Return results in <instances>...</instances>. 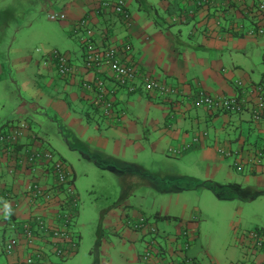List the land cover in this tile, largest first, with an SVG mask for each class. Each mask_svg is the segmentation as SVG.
<instances>
[{
  "label": "crops",
  "instance_id": "1",
  "mask_svg": "<svg viewBox=\"0 0 264 264\" xmlns=\"http://www.w3.org/2000/svg\"><path fill=\"white\" fill-rule=\"evenodd\" d=\"M36 1L43 10L51 11L49 15L56 13L55 6L60 4V10L56 14H64L65 19L56 22H60L61 28L80 43V35L75 33V27L81 20L90 17L93 39L98 48L117 47L123 58L162 82L171 92L166 96H157L142 91L139 94L119 91L116 95L114 117H106L97 105L95 93L85 90L82 85L84 81H93L96 75L85 70L84 47L81 44L80 64L73 62L74 58L66 53L78 71L70 79L63 78L56 72L50 53H47L50 60L44 57L46 63L38 62V68L35 63H30L31 57L20 63V66L22 63L25 64L26 74H16L15 82H22L20 86L24 92L28 91V88L38 87L44 105L41 101L39 105L41 110L32 113V109L23 103L10 116L3 118L0 130L3 127L9 128L18 120L28 122L30 126L33 122L40 127L47 123L43 136L35 133L31 126L28 139L34 149H48L46 140L48 134L57 133V126L63 125L71 132L73 139L82 137L86 146L90 143L95 148L96 151L88 147L86 153L82 152L87 158H91L88 152L90 149L91 153L97 154L98 159L94 162L98 168L107 170L108 168L105 169L103 165H112L113 168L108 170L118 174L130 184V187L134 186V177L142 172L146 174L142 177L144 181L150 182L157 177L150 175L156 166L154 157L150 162L152 165L145 164L147 159L138 160L140 151L147 152L148 147H151L154 154L156 146L162 144L169 148L168 152L171 154L172 149L179 150L189 146L187 150L173 156L191 160L192 168L202 171V175L204 172L202 178L206 176L208 181L201 185V177L195 179L187 174L186 176L194 183L188 182L186 187L172 185L167 190H162L166 194L177 190H197L198 186L210 187L217 194L216 189L221 185L222 187L247 185L254 189L261 187L264 191V160L261 166L247 164L251 153L260 149L264 152V119L255 121L247 111L242 114L209 112L194 104L195 97L201 92L217 97H230L238 95L242 90L250 92L263 82L264 71H259V64L264 63V35L257 38L248 36V30L244 26L245 20H251L249 8L259 0H232L234 5L228 12L225 10L226 12L221 15L212 17H207V12H203L205 10H198L195 5L197 0ZM105 1L124 2L130 15V24L127 26L124 19L111 10L102 11L100 5ZM172 3L176 5H170ZM244 6L249 7L248 10L244 9ZM193 12L198 13L192 15ZM184 14H187L186 21ZM177 25H186L189 29L184 33L180 29L182 27L175 28ZM13 65L15 64L12 63ZM109 76L108 71L97 75L107 79L108 86L112 87L113 83ZM255 76H258V79ZM50 89H54L56 93L52 98L45 93ZM34 115H37V118H34ZM44 116L47 117L46 122H41ZM23 141L25 143L27 139ZM68 146L75 148V145L69 142V138ZM222 149L239 152L241 161L236 155L225 157L220 152ZM102 153L111 155L102 158ZM245 163L247 165L244 173H238L236 164ZM50 176L51 174L44 170H39L36 176H33L30 171L17 164L13 155L0 154L1 228L11 225L12 220H25L37 213L46 216L49 222L54 221L56 206L35 208L26 197L27 187L32 181L39 180L42 184L50 185L52 183ZM176 176L172 175L171 179L178 180ZM197 182L199 183L192 188V184ZM126 194L124 199L119 200V205L107 214L105 220L112 223L110 225L113 228L112 232L119 233L122 240L147 242L146 230L140 231L134 226L139 219L149 220V217H146L135 203L127 204L131 196L135 197L133 190ZM184 211L183 214L186 215H176L170 211L155 212L153 216L155 222L160 221L157 220L158 217L171 216L178 219L164 221L175 222L179 226L175 232L159 231L157 237L173 249L174 255L171 260H181L185 255L198 262L196 255H190L193 244L191 249L183 254L181 241L176 240L178 235L185 231L189 232L190 238L196 237V231L189 227L194 222L188 221L196 222L198 218L191 215L190 210L187 212L184 208ZM257 229L264 232V227ZM252 230L242 231L237 227L233 231V239L237 241L238 246L247 244L243 232ZM241 233L242 239H239ZM42 245L45 246L46 243ZM238 246L234 248H239ZM45 249L51 250V245L47 244ZM242 252V257H239L238 254L228 255L226 251L221 261L215 259L216 264H264L263 254L245 249ZM23 254L24 248L21 247L13 256H8L4 253L3 244L0 243V264H17V260H20ZM139 255L140 253L136 255V261H139ZM162 263L167 264L168 261L163 258Z\"/></svg>",
  "mask_w": 264,
  "mask_h": 264
},
{
  "label": "rangeland",
  "instance_id": "2",
  "mask_svg": "<svg viewBox=\"0 0 264 264\" xmlns=\"http://www.w3.org/2000/svg\"><path fill=\"white\" fill-rule=\"evenodd\" d=\"M51 1L58 2V0ZM59 6L60 4H57L56 9L54 8L56 13L60 10ZM51 8L49 7V9ZM50 12L43 10L36 0H0V118H2L0 129L3 118L10 116L23 103H26L27 108L32 109V113L41 110V106H39L41 101L44 105L38 87L28 88V91L24 92L20 86L22 82H15L16 74H26L24 72L26 66L23 63L20 66L21 62L31 57L30 63H35L36 66L38 62L44 64L46 63L44 57L50 60L47 53L57 50L60 53L71 55L74 58L73 62L81 63V43L69 36L66 30L61 28L60 22L51 21L48 16ZM250 23V19L244 22L248 31ZM178 27H182L180 29L184 33L189 29L186 25L175 26V28ZM256 61L257 59H255ZM12 63L15 65L12 66ZM259 67L260 72L264 71L263 62L259 64ZM29 73H31L30 70ZM32 76L34 75L32 74ZM255 77L258 79V76ZM38 82L41 84L39 79ZM45 93L51 98L56 95L54 89ZM47 116L49 117V115ZM33 117L37 118V115ZM46 118L42 117L41 122H46ZM52 118L54 119L55 116ZM18 121H14V123L16 124ZM46 124L44 123L43 127H40L33 122L31 126L35 133L43 136L42 133L47 128ZM57 130V133L48 134L47 147L71 167L73 179L76 177L74 189L79 200L71 229L78 233L79 246L77 253L70 258L52 255L55 264H140L139 261H136V255L138 253L145 254L147 249L145 240H122L119 233L112 232L113 228L110 226L112 223L105 220L107 214L119 205V200L124 199L130 190H133L135 197L131 196L127 204L138 205L143 214L149 217L152 225H155L158 234L159 231L161 233L164 231L175 232L179 226L175 222H155L153 216L157 211L160 213L170 211L176 215H186L183 214L185 213L184 208H186L187 212L190 210L189 213L198 218L196 222L194 220L188 222H194L189 227L194 232L196 231V237L191 238L193 247L190 255H196L200 264H210L211 262L216 264L215 259L221 261L222 255L226 251L228 255L231 253L242 257V250L250 251V249L247 245L240 244L242 246H238L237 241L233 239V231L237 227L242 231L264 227V191L261 187L254 189L247 185L238 187H222L221 185L218 186L217 194H215L210 187L198 186L197 190H177L166 194L162 190H167L172 185L186 187L188 182L194 183L189 179V176H186L187 174L195 179L201 177V185H204L208 180L206 176L202 178L205 175L204 172L202 175V171L192 168L191 160L174 157L175 154L173 152L169 154V148L162 144L156 146L154 154L151 147H148L147 152L140 151L138 153L141 158L138 160L147 159L145 164L150 163L154 157L156 166L150 175L157 177L147 182L143 180L142 177L146 174L142 172L134 177V186L130 187V184L126 183L118 174L108 170L113 168L112 165L104 164L103 167L108 168L107 170L98 168L94 162L95 159H98L97 154L91 153L90 149L88 150L90 159L82 153H86L87 148L92 147L90 143L86 146L82 137L73 139L71 132L63 125L59 124ZM0 131H8V127H3ZM68 138L75 148H69ZM92 150L95 148L92 147ZM128 154L129 152L126 153V155ZM110 155V153H102V158ZM172 175H177L176 178L179 179H171ZM33 183L34 181L30 185ZM198 183L192 184V188ZM259 192L261 194H258ZM243 197L249 199L245 200L247 198ZM251 197L254 198L251 199ZM247 232L241 233L239 239H242V234L244 236ZM14 234L11 225L0 227V243L3 244V250ZM150 237L147 235L145 239L148 240ZM157 241L159 244L155 245L151 263L163 264L164 258L168 261L167 264H171V257L173 258L174 255L173 249L164 244L161 238L157 237ZM237 246L239 248H234ZM159 248L162 249V252H159Z\"/></svg>",
  "mask_w": 264,
  "mask_h": 264
},
{
  "label": "built area",
  "instance_id": "3",
  "mask_svg": "<svg viewBox=\"0 0 264 264\" xmlns=\"http://www.w3.org/2000/svg\"><path fill=\"white\" fill-rule=\"evenodd\" d=\"M232 0H197L196 6L200 8H212L220 14L229 11ZM260 4L254 12L250 14L255 27L250 28L248 36L261 37L264 35V0H259ZM102 11L111 10L124 19L125 24H130V15L126 11L124 2L115 3L103 2L100 5ZM191 15V13H190ZM187 16V14H185ZM49 18L53 21L65 19L64 14L51 13ZM90 17L80 21L75 27L84 49V67L86 71L93 72L96 78L93 81L82 83L85 90L95 93L96 102L103 114L108 118H113L115 114L116 95L119 91L128 94L144 92L150 95L166 96L171 92L162 82L145 73L133 62H129L120 54L117 47L109 46L100 49L94 41V32L90 26ZM54 61L56 72L66 79L73 78L78 72L67 54L55 50L50 53ZM106 70L110 74V81L113 86H108V80L97 77L104 74ZM103 71V72H102ZM242 87V85L240 84ZM195 106L211 111L224 112L228 114H242L249 112L253 120L262 121L264 119V80L256 85L250 92L242 90L236 96L217 97L203 92L194 99ZM31 133V126L26 121H18L8 128V131H0V154L12 156L17 164L23 169H27L31 174L36 175L39 170L49 172L53 176L50 185L42 184L39 180L28 186L26 197L35 208H46L56 206L54 221L49 222L46 216L39 213L30 215L27 219L14 221L11 226L14 236L10 238L5 247V254L13 256L21 247L24 248L23 257L17 260V264H55L52 255L68 258L76 253L78 248V236L72 231L73 217L76 214L78 205V195L73 185V172L71 167L51 149H34L28 136ZM27 139L24 143L23 140ZM19 148V149H18ZM189 146L179 150L172 149L171 152L178 154L187 150ZM225 157L238 156L239 152L220 150ZM264 160V152L260 149L251 153L247 164L261 166ZM236 164L237 172H244L247 165ZM147 219L141 218L135 224V229L144 231L146 236L151 237L146 242L145 254L139 255L140 264H152L155 245H158V230ZM145 236V237H146ZM250 250L264 255V232L252 230L244 236ZM176 240L181 241L183 246L181 252L185 254L192 247L193 240L189 232L178 235ZM46 243L51 245V250H46ZM162 252V249L159 248ZM153 253H152V252ZM158 252V253H159ZM171 264H198L195 259L187 257L181 260H171Z\"/></svg>",
  "mask_w": 264,
  "mask_h": 264
},
{
  "label": "trees",
  "instance_id": "4",
  "mask_svg": "<svg viewBox=\"0 0 264 264\" xmlns=\"http://www.w3.org/2000/svg\"><path fill=\"white\" fill-rule=\"evenodd\" d=\"M105 2H108V1H105ZM111 3H113V2H111ZM260 4V2L258 1V2H256V4H253L250 8L249 7H247V6H244V9H247L248 10V8H249V14H251L252 12H254L255 10H256V8L258 7V5ZM170 5H176L175 3H172V4H170ZM195 5H196V2H195ZM232 5H234V3L233 2H230V5L228 6V8H230L231 9V7H232ZM243 5V4H242ZM198 10H200V11H202V10H205V11H203V12H207V14H206V16L208 17V16H213V15H221L223 12H221V14L217 11V10H215V9H212V8H200V7H198ZM157 11V10H156ZM224 12H226V11H224ZM194 13H198V12H193V14L192 15H194ZM185 15V14H184ZM191 15V16H192ZM249 17H250V15H249ZM185 21H186V16H185ZM255 22L253 21V20H251V23H250V26H249V28L251 27V28H253V27H255L256 28V26H255V24H254ZM241 29H242V31H243V29H244V27L242 26L241 27ZM240 29V30H241ZM234 30H236V29H234ZM237 32V31H236ZM239 32V31H238ZM139 93H141V91L140 92H137V93H135V94H139ZM115 107H116V104H115ZM209 111V110H208ZM210 112V111H209ZM19 149V148H18ZM156 217H158L157 215H156ZM178 218L177 217H171V216H167V217H162V218H159L158 217V221L160 220V221H164V220H177ZM148 221H150V219L148 220ZM14 222V220H12V223ZM152 224V223H151ZM257 230H260V229H257ZM264 230V229H263ZM261 231V230H260ZM78 236V235H77ZM78 242H79V236H78ZM4 253H5V251H4Z\"/></svg>",
  "mask_w": 264,
  "mask_h": 264
},
{
  "label": "clouds",
  "instance_id": "5",
  "mask_svg": "<svg viewBox=\"0 0 264 264\" xmlns=\"http://www.w3.org/2000/svg\"><path fill=\"white\" fill-rule=\"evenodd\" d=\"M73 172V171H72ZM74 183V182H73ZM74 185V184H73ZM15 221H20V220H15Z\"/></svg>",
  "mask_w": 264,
  "mask_h": 264
}]
</instances>
